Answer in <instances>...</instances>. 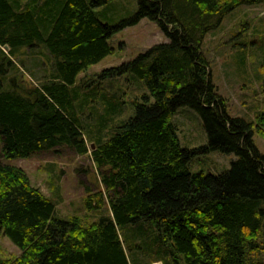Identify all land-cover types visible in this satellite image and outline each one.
<instances>
[{"label": "trees", "instance_id": "16d2710c", "mask_svg": "<svg viewBox=\"0 0 264 264\" xmlns=\"http://www.w3.org/2000/svg\"><path fill=\"white\" fill-rule=\"evenodd\" d=\"M111 1L0 0V232L20 250L0 264H264V153L252 122L227 113L202 51L227 13L264 0H137L110 23L98 8ZM142 18L168 41L77 79ZM124 74L142 90L126 117L123 97L103 87ZM183 106L201 119L199 147L181 145L172 117ZM62 147L89 152L99 173L103 190L84 204L107 210L93 220L58 215L4 161ZM211 151L235 159L219 173L192 170Z\"/></svg>", "mask_w": 264, "mask_h": 264}, {"label": "rangeland", "instance_id": "374dc122", "mask_svg": "<svg viewBox=\"0 0 264 264\" xmlns=\"http://www.w3.org/2000/svg\"><path fill=\"white\" fill-rule=\"evenodd\" d=\"M136 7L137 0H112L99 7L98 13L103 20L114 23L132 15ZM167 41L155 22L142 18L135 25L115 33L110 39L113 51L90 65L77 79L89 80L102 69L119 65L153 45ZM202 51L208 60L212 81L225 100L227 113L252 122L253 140L264 153V122L259 120L260 113L264 112V2L241 4L227 13L220 25L204 37ZM26 60L30 66L32 58ZM113 80L103 83V87L113 88L123 97L126 117L134 110L132 101L142 91L141 82L129 74ZM172 121L177 125L182 146L193 148L206 143L201 119L194 110L179 107ZM233 159L234 154L211 151L193 158L191 168L219 173L229 168ZM4 161L22 168L33 186L52 197L60 216L77 214L93 220L107 210L103 207L100 213L88 211L84 204L88 193L103 190L89 152L78 155L62 147L29 158ZM19 254V248L0 232V258H13Z\"/></svg>", "mask_w": 264, "mask_h": 264}, {"label": "water", "instance_id": "95a60500", "mask_svg": "<svg viewBox=\"0 0 264 264\" xmlns=\"http://www.w3.org/2000/svg\"><path fill=\"white\" fill-rule=\"evenodd\" d=\"M91 147L93 148L94 147V144L92 143Z\"/></svg>", "mask_w": 264, "mask_h": 264}, {"label": "bare ground", "instance_id": "6f19581e", "mask_svg": "<svg viewBox=\"0 0 264 264\" xmlns=\"http://www.w3.org/2000/svg\"><path fill=\"white\" fill-rule=\"evenodd\" d=\"M5 48H7V47H5Z\"/></svg>", "mask_w": 264, "mask_h": 264}]
</instances>
